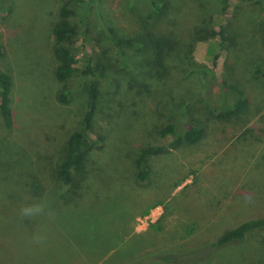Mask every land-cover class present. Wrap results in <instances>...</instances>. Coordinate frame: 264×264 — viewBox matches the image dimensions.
Returning <instances> with one entry per match:
<instances>
[{
  "label": "rangeland",
  "instance_id": "374dc122",
  "mask_svg": "<svg viewBox=\"0 0 264 264\" xmlns=\"http://www.w3.org/2000/svg\"><path fill=\"white\" fill-rule=\"evenodd\" d=\"M61 20L79 68L66 102L52 33ZM0 49L15 122L6 130L0 114V264H189L201 247L195 264H264V229L211 245L264 216V0H0ZM90 80L97 143L64 186L58 165L83 127ZM172 121L198 126L200 139L149 157L138 180L141 150L168 143L159 130ZM42 197L53 215L21 219Z\"/></svg>",
  "mask_w": 264,
  "mask_h": 264
},
{
  "label": "trees",
  "instance_id": "16d2710c",
  "mask_svg": "<svg viewBox=\"0 0 264 264\" xmlns=\"http://www.w3.org/2000/svg\"><path fill=\"white\" fill-rule=\"evenodd\" d=\"M228 0H224L227 3ZM73 13V10L65 4L61 10L60 15L63 18L69 17ZM182 29H185V25L182 24ZM192 34L199 33V29L191 28ZM52 33L55 40L54 56L57 60V66L55 69V78L57 81L63 83L62 91L59 93L61 101H67V93L69 89L65 85V81L79 71L77 66V60L74 55L73 48L67 43L72 36L75 35L74 27L66 20H61L56 23L52 29ZM166 32H162L160 38L156 42V49L161 51V42L166 40ZM221 36H223L221 34ZM224 38V37H223ZM110 41L120 46L122 44H129L130 40L117 38L110 36ZM2 55L0 49V57ZM83 75L92 74L90 66H86L84 70H81ZM87 92V104L86 111L83 116V127L81 130H75L71 132L65 142L64 155L61 162L58 165V176L61 183L64 186H70L73 183V173L83 168L87 154L96 145L97 141L92 139L89 134V129L96 116L97 100L99 95V89L95 80H90L86 87ZM11 79L10 76L0 69V114L1 120L6 130L11 129L14 126V114L11 109ZM242 103L241 100L237 104L232 106H226L221 109L219 114L227 117L236 112ZM179 124V123H178ZM176 121L168 122L159 130L161 137L171 136L172 139L166 144H154L149 145L141 150L140 155L136 159V178L140 181H145L149 174L147 167L148 158L160 154L169 148H176L183 143H194L201 137V129L198 126H192L185 124V128L180 130ZM252 229H264V216L249 219L236 227L224 231L218 238L212 243L213 247L222 246L228 244L233 240H241L244 238L247 231ZM202 247L198 250H193L187 254L185 261L189 264H195L197 261L204 260L206 254L201 253ZM192 260V261H189Z\"/></svg>",
  "mask_w": 264,
  "mask_h": 264
},
{
  "label": "clouds",
  "instance_id": "9594fccd",
  "mask_svg": "<svg viewBox=\"0 0 264 264\" xmlns=\"http://www.w3.org/2000/svg\"><path fill=\"white\" fill-rule=\"evenodd\" d=\"M19 214L21 219H36L43 216L51 217L53 215L47 199L43 197L38 201L23 205L20 209ZM33 239L36 243H42L44 237L42 235L37 234L36 236H34Z\"/></svg>",
  "mask_w": 264,
  "mask_h": 264
}]
</instances>
